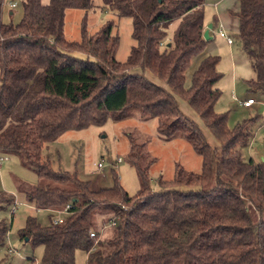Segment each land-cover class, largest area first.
Listing matches in <instances>:
<instances>
[{
	"label": "trees",
	"instance_id": "1",
	"mask_svg": "<svg viewBox=\"0 0 264 264\" xmlns=\"http://www.w3.org/2000/svg\"><path fill=\"white\" fill-rule=\"evenodd\" d=\"M207 2L103 0L104 8L131 20L125 61L116 58L118 39L110 43L113 20L90 33L85 16L81 40L66 38V10H88L93 0H24L18 24L2 21L0 3V133L11 123L0 152L24 156L40 178L24 191L29 204L54 213L70 205L60 223L50 215L43 226L28 215L19 229L20 239L44 247L39 264H75L78 250L86 253L87 264H264V159L243 158L256 117L230 128L228 113L217 112L219 55L205 56L190 78L187 74L208 43ZM236 16L255 74L247 82L249 91L264 96V0H239ZM177 97L200 115L220 146L210 144ZM133 114L155 118L157 132L166 139L189 141L202 159L201 170L176 163L173 178L160 175L155 188L149 175L155 158L129 133L127 159L140 180L131 195L114 170L113 186L94 188L78 172L54 169L44 154L67 130ZM12 201L0 184V210ZM97 211L110 214L103 225L116 221L105 236L94 228ZM8 229L0 219V246Z\"/></svg>",
	"mask_w": 264,
	"mask_h": 264
},
{
	"label": "rangeland",
	"instance_id": "2",
	"mask_svg": "<svg viewBox=\"0 0 264 264\" xmlns=\"http://www.w3.org/2000/svg\"><path fill=\"white\" fill-rule=\"evenodd\" d=\"M23 1L0 0L1 18L4 23L18 24L21 22L24 14ZM42 2L48 4L50 0H42ZM103 6V0H93V6L88 10L68 8L65 16L66 38L70 41L81 40L83 20L86 16V25L90 33L99 30L108 20H113L110 43L120 38V43L124 44L126 37H124L123 28L119 25V19L123 18L130 27L131 20L124 16L119 17L114 14L113 10ZM177 25L178 21L170 25L169 36L172 35ZM233 40L235 49L242 47L239 35H234ZM229 58L224 53L218 63L222 78L217 84L221 90V96L218 99L216 110L220 113H228L230 128L236 127L245 119L256 117L254 133L248 146L243 150V158L245 160L253 158L259 162L264 159V96L249 92L247 82L255 76L251 66L247 68L251 72V77L244 78V75H240V78L234 82ZM247 97H252L258 102L251 108H245L240 101ZM180 104L182 112L198 125L207 140L212 145L220 146L203 119L189 103L182 99ZM10 124L0 133V142L7 136ZM129 133H132L138 142H144L148 156L155 158L149 167L150 179L155 188H158L157 178L160 175L166 180L173 178L176 163H180L190 171L199 172L201 170L202 159L189 141L179 137L166 139L157 132L155 118L142 120L135 114L121 121H113L109 118L102 124H91L84 128L67 130L48 144L44 154L51 158L54 169L78 172L79 176L90 181L94 188L113 186L115 183L114 170L124 189L133 195L140 189V180L136 168L127 159L130 148ZM1 155L3 154L0 152ZM118 157L122 158L120 163H117ZM99 162L104 164L103 171L97 167ZM39 181L40 178L26 162L24 156L9 154L0 167V184L13 197L11 205L0 210V219L5 220L9 227L5 244L0 246V257L5 259L4 264H39L44 254L43 246L34 247L27 238L22 240L19 236V229L24 225L28 215L36 216L43 226L50 223V215L57 216V213L38 209L27 201L24 191ZM12 210H14L13 214ZM109 219L110 214L95 212L94 228L101 231L103 222ZM108 229L102 231L101 235L105 236L110 233L111 230ZM75 264H87L84 251H77Z\"/></svg>",
	"mask_w": 264,
	"mask_h": 264
},
{
	"label": "crops",
	"instance_id": "3",
	"mask_svg": "<svg viewBox=\"0 0 264 264\" xmlns=\"http://www.w3.org/2000/svg\"><path fill=\"white\" fill-rule=\"evenodd\" d=\"M205 7H206L205 29L208 28L209 24H212V28L209 30V35L211 38L210 40H208L204 52L193 59L192 64L187 72L188 77L189 78L191 77V75L197 69L199 63L205 56L219 55L221 61L222 55L224 53L225 55H228L230 57L229 60L232 64L234 82L238 78H240V75H244V78L251 77V72L250 70L247 69L250 67L249 64L250 62L247 58L246 53L243 51L242 47L240 48L236 47V49L234 48L233 36L239 35V19L236 16V12L239 10V0H208ZM119 25L123 28L124 37L126 38L124 44L120 43V38H117L118 44L116 49V58L119 61H125L130 52V48L132 44V39H131L132 28L130 27L129 23L126 22L123 18L119 19ZM220 29H224L227 37L231 38L232 42L229 43L226 37L221 36L219 34ZM139 70H140L139 68L136 69V71ZM145 75L154 82L159 83L164 87H167L164 81H160L150 71H146ZM177 98L180 104V100H182V98L181 97H177ZM248 98H252V97H247L245 99ZM257 102L258 100H256V102L252 106L250 107L244 106V107L251 108ZM212 146L216 147L215 145Z\"/></svg>",
	"mask_w": 264,
	"mask_h": 264
},
{
	"label": "built area",
	"instance_id": "4",
	"mask_svg": "<svg viewBox=\"0 0 264 264\" xmlns=\"http://www.w3.org/2000/svg\"><path fill=\"white\" fill-rule=\"evenodd\" d=\"M219 34H220L221 36L226 37V38L228 39V42H229V43L232 42L231 38L227 37V35H226L224 29H220ZM255 102H256V100H255L254 98H248V99H245V100H243V101H240V104L243 105V106H245V107H250V106H252ZM5 160H7V154H3V155H1V156H0V167L2 166V164L4 163ZM121 161H122V158H121V157H118V159H117V163H120ZM97 167H98V169H99L100 171H103V169H104V164H103L102 162H99V163L97 164ZM69 208H70V205L68 204V205L65 206L64 209L56 211L57 216H55V217L53 218L54 223H60V222H62V221H63V213H67L68 210H69ZM13 213H14V210H12V214H13ZM115 224H116V221H115V220H112V221H110L109 223H105V224L102 226L101 231H104V230H106V229H108V228L114 226ZM90 235H91L92 237H94V236H95V233H94V232H91Z\"/></svg>",
	"mask_w": 264,
	"mask_h": 264
},
{
	"label": "water",
	"instance_id": "5",
	"mask_svg": "<svg viewBox=\"0 0 264 264\" xmlns=\"http://www.w3.org/2000/svg\"><path fill=\"white\" fill-rule=\"evenodd\" d=\"M212 28V24L208 25V28L204 30V38L205 40H210L209 30Z\"/></svg>",
	"mask_w": 264,
	"mask_h": 264
}]
</instances>
